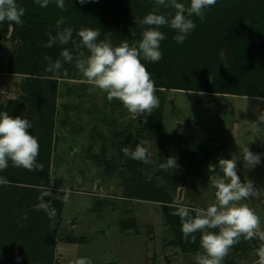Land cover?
<instances>
[{
  "label": "rangeland",
  "instance_id": "obj_1",
  "mask_svg": "<svg viewBox=\"0 0 264 264\" xmlns=\"http://www.w3.org/2000/svg\"><path fill=\"white\" fill-rule=\"evenodd\" d=\"M77 1L65 0L63 16L56 2L51 1L43 8V14L50 19L48 25L26 26L37 35L40 77L57 81L49 189L52 200L61 202L62 209L61 224L55 235L53 264H74L81 257L91 260L92 264H196V256L203 251L200 243L198 250L184 252L165 213L173 202L190 208L214 203L215 189L209 177L222 176L218 166L221 158L236 159L241 181L251 180L264 193V123L257 124L258 113L264 111L261 74L264 49H249L242 55H233L235 45L230 40L222 56L223 61L230 60L235 78L232 84L229 81L220 85L221 93L156 89L159 106L151 115L134 117L120 101H108L106 93L98 89L89 92L91 86L76 69L75 59L71 63L64 62L60 55L65 48L72 51L74 57L78 54L77 32L81 28L99 29L98 40L110 38L116 46L113 37L119 27L98 28L94 24L96 18L73 17L69 11L78 7ZM103 4L101 10L115 7L112 0ZM138 4L140 0L130 1L132 7ZM79 6L87 8L88 5ZM60 18L65 20L61 29H73L75 44L57 42L47 48L44 45L49 33L56 35V22ZM23 25L4 27L0 24V105L17 106L10 115L26 118L29 108L20 102V94L33 63L28 56L29 45L22 40L25 23ZM80 50L88 55L86 48ZM46 55L51 56L53 62L60 60L63 68L58 72L46 71ZM163 58L162 55L161 64L145 60L144 65L160 72L166 67ZM191 63L199 66L201 62ZM149 123L154 129L148 128ZM163 136L174 140L180 136L199 140L202 146L194 150L197 156L193 157V162L205 156L211 157L212 162L204 165L206 157L200 161L202 164L196 174L187 177L182 185L173 184L169 169L165 171L159 167L163 161L159 156ZM140 143L148 148L152 163L133 160L122 152L125 147L134 150ZM246 147L261 157V162L251 169L243 166L241 151ZM210 164L217 165L214 173L209 172ZM183 168L190 172L189 167ZM62 185L71 189L66 203L56 198L63 195L57 191ZM154 186L163 189L171 202L148 201L155 200ZM241 203H247L256 212L261 230H264V195ZM33 209L42 210L39 205ZM26 219L25 215L23 220ZM260 243L255 238L245 240L241 237L222 264H256L255 250Z\"/></svg>",
  "mask_w": 264,
  "mask_h": 264
},
{
  "label": "trees",
  "instance_id": "obj_2",
  "mask_svg": "<svg viewBox=\"0 0 264 264\" xmlns=\"http://www.w3.org/2000/svg\"><path fill=\"white\" fill-rule=\"evenodd\" d=\"M51 1L56 2V0ZM69 1L71 0H67ZM104 1L109 0H90L86 2L87 8L79 6L80 3L77 1L75 5L78 7H72V12L69 13L78 19L96 18L94 24L98 28L119 27L113 37L116 46L121 41H127L130 45L137 43L146 27L140 25L139 21L153 10L155 0H140L141 4L134 7L130 5L131 0H112L115 2L113 10L106 8L101 10L100 6L104 5ZM16 2L26 9L22 17L25 23L22 40L29 45L28 56L33 63L30 67V77L21 90L20 102L29 108L25 119L32 123L29 131L38 139L40 149L37 162L43 164L44 170L43 172L28 171L14 167L9 162V167L0 171V176L11 182L8 185H0V264H53L55 235L61 224L62 203L52 200V196L45 197V202L51 200L52 207L57 211L54 227L51 226L52 221L43 210L37 212L33 208L41 202L39 199L41 187L49 188L51 183L49 174L57 106V81L40 77L39 57L36 50L37 35L26 27L36 23H42L46 27L50 19L43 14V8L36 4L35 0H16ZM178 2L187 5L189 0H178ZM59 12L61 15L62 10ZM161 13L168 14L171 18L174 9L161 7ZM191 19L196 24V28L187 35L182 44L175 42L173 36L177 33L171 28L164 26L159 29L166 36V39L161 41L163 46L160 44V51L165 56L162 62L166 67L159 72L152 66H145L155 82L156 89L221 93L220 85H226L229 81L234 82L235 78L230 60L223 61L222 51L227 43L233 41L235 46L232 54L237 56L249 49L257 51L264 49V0H217L214 6L205 10L203 20L196 16ZM0 24L4 27L20 26L8 21ZM195 60L201 62L199 66L191 63ZM144 61L142 59V63ZM262 65L261 74L264 81V61ZM258 70L256 68L255 71ZM16 108L17 106L14 105L10 108L9 103L5 107L0 105V113L8 112L10 115ZM148 126L150 130L154 129L153 124L149 123ZM200 144L199 140L186 136L177 137L175 140L169 136L161 138L159 156L163 159L162 163L169 157L176 159L177 167L169 169L168 172L173 184L182 185L187 177L198 172L202 164L200 161L207 157L201 160L195 159L197 163L193 162V157L197 156L194 150H198ZM205 160L204 165L212 162L211 157ZM183 167H189L190 172ZM153 190H155V200L151 198L148 201L171 202L163 189L154 186ZM174 210L167 209L165 219L178 238L181 249L184 252L198 250L199 232L195 233V243L190 242V239L186 241L181 232L179 217L171 215ZM24 214L27 216L26 220H23Z\"/></svg>",
  "mask_w": 264,
  "mask_h": 264
},
{
  "label": "clouds",
  "instance_id": "obj_3",
  "mask_svg": "<svg viewBox=\"0 0 264 264\" xmlns=\"http://www.w3.org/2000/svg\"><path fill=\"white\" fill-rule=\"evenodd\" d=\"M50 0H35L41 8H47ZM90 0H78L81 5ZM217 0H189L186 5L178 0H155L153 10L145 15L139 24L146 26L142 32V38L130 45L127 41H121L114 46L110 38L98 40L101 33L99 29L81 28L77 35L79 44H76L77 55L65 48L61 53L64 62L71 63L75 59V67L89 84L88 91L100 90L106 93L107 100H118L132 116L151 115L153 109L159 106V99L155 95V82L151 78L143 60L157 63L162 59L160 51L161 41L166 39L160 31L167 26L177 34L173 36L176 43L182 44L187 35L196 28L191 17L196 16L203 20L205 10L214 6ZM56 6L65 10V0H56ZM161 7L174 9L169 18L168 14L161 13ZM26 9L17 4L16 0H0V23L4 21L23 25L22 17ZM65 23L63 18L56 22L57 32L53 36L49 33L47 48L59 42L66 45L73 40L71 27L61 29ZM86 48L88 55L80 48ZM48 61L46 71L58 72L63 68L60 60L52 61L51 56H45ZM66 74V73H65ZM264 99V98H262ZM264 123V111L257 115V124ZM32 123L20 116H11L8 112L0 113V171L12 166L24 168L28 171L43 172L44 166L37 162L40 145L38 139L30 133ZM125 156L133 160L150 164L148 148L142 143L135 149L125 147L122 149ZM243 166L254 168L261 162L259 154H254L248 147L241 151ZM219 169L222 176L209 177L211 186L215 189V202L206 207L190 208L187 205L175 202L168 207L175 209L171 215L179 217L183 238L190 242H196L195 233H201L200 248L202 254L196 256V264H222L230 249L239 243L240 238L245 240L258 239L261 243L255 250L258 260L256 264H264V230H261V220L256 212L247 203H241L250 198H260L264 193L257 189L251 180L241 181L237 173L236 159H219ZM159 167L167 171L176 168V159L169 157ZM217 165H209V172H215ZM11 182L0 176V185H8ZM39 207L47 214L54 227L57 211L51 205V200L45 202V197H51L49 188L41 187ZM63 193L62 198L66 203L71 197V189L62 185L57 189ZM194 213V215H192ZM218 229V231H211ZM74 264H92L91 260L81 257Z\"/></svg>",
  "mask_w": 264,
  "mask_h": 264
}]
</instances>
